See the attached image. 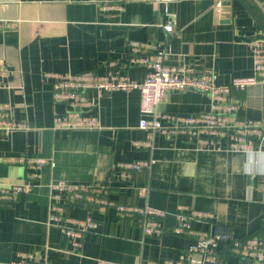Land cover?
I'll return each instance as SVG.
<instances>
[{
	"label": "crops",
	"instance_id": "1",
	"mask_svg": "<svg viewBox=\"0 0 264 264\" xmlns=\"http://www.w3.org/2000/svg\"><path fill=\"white\" fill-rule=\"evenodd\" d=\"M220 2V11L214 6ZM174 21L150 0H128L121 11L101 12L81 0H0V64L12 74L0 76V105L29 131L0 137V188L24 182L27 169L18 159L45 160L38 182L13 204H0V264H18L26 256L38 264H189L187 237L173 233L177 206L209 212L218 230L234 238L264 237V146L259 153L197 151L180 136L156 133L149 146L138 127L139 92H110L95 97L97 130L54 131L47 71L60 74L118 73L142 82L149 68L130 63L131 41L159 44L164 63L190 74L209 75L218 85L253 75L252 41L264 35L263 0H183L169 5ZM171 24V30L163 27ZM145 51L140 55H148ZM237 118L264 123V85L234 92ZM207 95L169 91L159 111L180 115L207 112ZM90 113V112H89ZM150 161L131 181L118 177V164ZM107 188L109 199L168 212L157 236H144L136 223L119 220L88 205L68 206L73 219L93 218L96 231L82 238L79 255L60 228L49 224V185L57 181ZM218 264H240L226 246L217 247ZM264 264V262L262 263Z\"/></svg>",
	"mask_w": 264,
	"mask_h": 264
},
{
	"label": "built area",
	"instance_id": "2",
	"mask_svg": "<svg viewBox=\"0 0 264 264\" xmlns=\"http://www.w3.org/2000/svg\"><path fill=\"white\" fill-rule=\"evenodd\" d=\"M71 1V0H66ZM91 2L101 12L121 11L128 0H81ZM162 7V13L174 21V15L169 5L183 0H150ZM221 4L217 2L214 9L220 11ZM17 21L1 20L0 27L13 29ZM163 27L171 30V24ZM132 56L130 63L141 64L149 68L142 82H134L118 73L107 72L94 74L81 72L75 74H60L47 71L44 78L51 84L53 104H62L65 111L62 114L53 112L51 128L54 131L97 130L100 122L91 112L96 105L95 97L88 95L93 92L97 98L110 92H139L140 120L138 127L146 131L145 142H135L134 146H149L152 137L161 133L168 137L180 136L197 151L228 152V153H259L264 146V123L259 120H241L237 118L239 104L233 98V93L249 86L264 84V35L259 33L252 41L253 75L246 78H235L228 85L216 84L212 76L188 73L184 68H175L164 63L167 52L159 44H147L131 41L128 44ZM153 51L148 55H140L145 51ZM12 74L3 64H0V76ZM196 91L207 95L210 108L207 112L195 115H180L159 111V105L166 94L171 91ZM90 112V113H89ZM27 121L13 120L9 105H0V137H6L14 132L29 131ZM18 164L25 165L27 175L22 183L10 184L0 188V204L11 205L22 194L35 186L40 178L41 170L52 163L45 160L18 159ZM150 161H134L118 164V177L131 181L134 173L150 168ZM52 198L48 205V222L54 225L71 241V252L79 255L82 238L88 232L96 231L97 221L91 217L82 220L73 219L67 215L68 206L88 205L106 212L113 210L119 220H130L139 227L144 236H157L161 231L163 219L170 215L165 210L149 206H130L113 202L109 199L107 188L92 184H73L57 181L49 185ZM264 190V185H263ZM174 218L173 233L176 236L187 237L190 243L186 248L189 264H218L217 247L225 245L230 254L236 257L240 264H262L264 262V237L250 236L245 239L234 238L224 230H218L214 216L177 206L171 213ZM26 261L18 264H38L26 256ZM96 264H114L96 260Z\"/></svg>",
	"mask_w": 264,
	"mask_h": 264
},
{
	"label": "water",
	"instance_id": "3",
	"mask_svg": "<svg viewBox=\"0 0 264 264\" xmlns=\"http://www.w3.org/2000/svg\"><path fill=\"white\" fill-rule=\"evenodd\" d=\"M263 2H264V0H263ZM262 85H264V84H262Z\"/></svg>",
	"mask_w": 264,
	"mask_h": 264
}]
</instances>
